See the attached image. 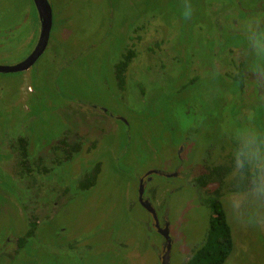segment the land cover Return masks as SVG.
<instances>
[{
	"label": "rangeland",
	"instance_id": "374dc122",
	"mask_svg": "<svg viewBox=\"0 0 264 264\" xmlns=\"http://www.w3.org/2000/svg\"><path fill=\"white\" fill-rule=\"evenodd\" d=\"M2 1L16 64L39 15L33 0ZM49 2L45 51L0 72V264H160L164 236L139 202V176L193 181L215 166L229 168L234 237L222 264H264V0ZM129 49L120 89L115 65ZM19 136L27 168L4 152ZM151 177L144 198L167 192L170 264H185L205 245L211 207L186 177L169 187Z\"/></svg>",
	"mask_w": 264,
	"mask_h": 264
},
{
	"label": "trees",
	"instance_id": "16d2710c",
	"mask_svg": "<svg viewBox=\"0 0 264 264\" xmlns=\"http://www.w3.org/2000/svg\"><path fill=\"white\" fill-rule=\"evenodd\" d=\"M134 56L135 50L129 49L115 65L117 85L120 89L125 88V72ZM228 172L229 168L226 166H215L204 171L194 181L199 187H207L210 182H217L218 185L210 192L207 191V196L203 198L204 200L202 199L211 207V217L205 245L196 249L185 264H222L233 250V229L228 221L225 205L222 200V185L224 183V177ZM95 178L96 176H94ZM35 224V222H32V225ZM34 231L33 228H30L22 239H25L26 235H34Z\"/></svg>",
	"mask_w": 264,
	"mask_h": 264
},
{
	"label": "flooded vegetation",
	"instance_id": "af4514ba",
	"mask_svg": "<svg viewBox=\"0 0 264 264\" xmlns=\"http://www.w3.org/2000/svg\"><path fill=\"white\" fill-rule=\"evenodd\" d=\"M2 2L3 1L0 0V14H8V12L5 11L4 7L2 6ZM33 3L35 4L34 0H33ZM35 6H36V4H35ZM36 8H37V6H36ZM37 11H38V9H37ZM38 20L40 22V18H38ZM15 37H16V34L13 32L12 29H9V31H7V28L5 26H1V24H0V66H5L6 67L7 65L15 64V63H12V64L6 63V60H8V58L10 56V52L5 49V46L7 44V38H9V40H13V39H15ZM38 38L35 41V44H33V47H35V45H36V43L38 41ZM32 50H33V48H31L29 52L27 51V53L22 58L18 59L17 62H19L22 59H24L25 57H27L31 53ZM0 72H16V71H5V70L2 71V70H0ZM26 139H27L26 137L19 136V138L17 139V141H15V143H14V141L12 143L10 141H6L7 142L6 147H8V151L4 148L5 149L4 152L7 153L6 154L7 155L6 156L7 161L10 160V162L12 163L13 159H14V156H15V158H17L16 161L18 163H20V164L22 163L27 168V165L25 164L26 163V159L28 158V155L26 153V148H27V150H29V146H28L29 142ZM14 148L16 149L15 153H14V150H13ZM44 156L45 155L40 154L39 160L43 161ZM8 169H9L8 170L9 173L13 174V176H14V174H15V172H13L14 171V167L13 166L10 167V165H9ZM153 173H158L160 175H163V177L166 178L164 183L167 185V187H169V184L175 183V181L173 180L174 178L186 177L188 179V181L190 182V184H191V186H192V188L194 190H197V192H199L201 195H202V193L205 195V196L204 195L202 196V199L207 196L208 192L205 189H207L208 187H199L197 185V183L194 182L196 178H194V180L192 181L193 178L190 175L186 174V173H181L179 171H165V170H159V169H156V168H152V169L148 170L144 175L139 176V188H140L141 183L144 184V187H145V191L144 192H147L146 185H147L148 182H150L152 180L151 176L153 175ZM156 190H153L154 196H156ZM164 194L166 196L167 192L164 193ZM159 195H160V193L157 194V196H159ZM143 196H144V194H143ZM145 196H146V198H144V199H148L151 202L152 206L156 210V215H157L156 217L151 212V214H152L151 226L154 229H156L158 232H160V230L166 229L167 227L171 228L170 210H169L168 207L165 206L166 203L164 204V201H165L166 197L165 196H159L155 200L154 197H151L150 195H148L146 193H145ZM139 202L141 203L140 199H139ZM35 209H37L36 206H35L34 210ZM34 210H32L31 214H33ZM45 211H46V209H45ZM36 213H37V211H36ZM29 224H30V228H33V229L37 228L36 224L35 225H32V223H29ZM208 229H209V227H208ZM169 232H170V230H169ZM26 236L31 238V236H29V235H26ZM164 238H165V241H164ZM164 238L162 239L163 241L161 242V245L159 246L160 248L162 247L163 251H164V249H167V245H168L167 238L165 236H164ZM10 240H11V237L7 239V241H10ZM7 247L9 248V246H7ZM17 248H19L18 245H17ZM4 252L7 253V254L8 253L9 254L12 253L11 251H6V250ZM165 252H166V250H165ZM170 252H171V249H170ZM170 256H171V253H170ZM159 258L161 259L160 264H162L163 255L161 257L160 253H159ZM169 261H170V259H169Z\"/></svg>",
	"mask_w": 264,
	"mask_h": 264
},
{
	"label": "water",
	"instance_id": "95a60500",
	"mask_svg": "<svg viewBox=\"0 0 264 264\" xmlns=\"http://www.w3.org/2000/svg\"><path fill=\"white\" fill-rule=\"evenodd\" d=\"M35 4L38 9V15L40 18V33H39V38L38 41L31 51V53L22 59L21 61L17 62L16 64L13 65H7L5 66H0V70H5V71H22L25 69H28L31 65L35 63V61L40 57V55L45 51L49 38H50V32L52 28V19H53V14H52V7L49 2V0H34ZM144 191L145 187L144 184L141 183L140 188H139V199L143 206H145L149 211H151L154 216L156 217V210L152 206L151 202L148 199H144ZM160 232L167 238L168 240V245L166 252L163 255V260L162 264H170V248H171V240H170V235H169V228L167 227L164 230H160Z\"/></svg>",
	"mask_w": 264,
	"mask_h": 264
},
{
	"label": "crops",
	"instance_id": "0c3cea01",
	"mask_svg": "<svg viewBox=\"0 0 264 264\" xmlns=\"http://www.w3.org/2000/svg\"><path fill=\"white\" fill-rule=\"evenodd\" d=\"M222 200H223V198H222ZM224 202V201H223ZM225 204V203H224ZM228 221H229V223L231 224V222H230V220H229V217H228ZM231 226H232V224H231ZM232 229H233V226H232Z\"/></svg>",
	"mask_w": 264,
	"mask_h": 264
}]
</instances>
